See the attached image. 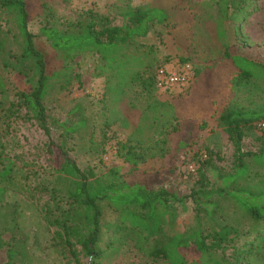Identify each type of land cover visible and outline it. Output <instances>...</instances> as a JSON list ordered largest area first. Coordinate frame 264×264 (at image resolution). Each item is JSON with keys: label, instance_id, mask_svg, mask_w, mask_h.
Instances as JSON below:
<instances>
[{"label": "trees", "instance_id": "16d2710c", "mask_svg": "<svg viewBox=\"0 0 264 264\" xmlns=\"http://www.w3.org/2000/svg\"><path fill=\"white\" fill-rule=\"evenodd\" d=\"M110 4H113L112 10L114 5L115 10L118 5L124 9L116 13L121 17L120 24L114 23L117 16L110 18L107 13L102 15L92 9L69 21L62 20L56 10L44 2L41 3L40 15L36 17L31 14L27 0H0V126L7 125L15 111L23 109L24 117L35 121L49 139L47 105L69 89L75 79L73 67L76 57L97 56L102 67L114 72L113 78L118 77L123 66L131 61L130 50L136 48L137 40L146 38L156 26L167 25L172 16L150 3L133 5L128 0H112ZM206 9L208 18L215 24L213 47L219 49L221 56L230 60L236 69L229 81L231 102L216 118L217 126L234 147L236 166L233 173L220 177L223 185L215 187L198 167L195 169L198 178L194 187L189 195L184 196L155 186V171H142L139 176L145 175L144 179L128 181V174L122 169L109 168L98 173L91 167L82 169L68 156L63 144L49 141L47 151L53 156V168L47 177L50 180L41 186L48 193L50 203L42 210L43 215L34 211L38 213L39 226L49 234L52 248H65L73 257L74 242L91 256L90 264H98L102 256L98 246L105 231L107 246L112 252L118 249L119 237L124 235L128 243L151 261L167 264H264V189L253 191L234 186V181L246 170L243 157L264 160V143L257 152H241L246 133L258 129L264 135V126L261 127L264 125V79L259 75L251 79L243 65L237 62L238 58L250 59L231 53L232 47L248 48L254 43L247 29L250 22L264 23V4L263 0H215L213 6ZM35 18L41 19L39 35L49 44L54 59L61 64L52 72L47 70L48 53L35 46V35L28 27ZM256 63L264 67V63ZM166 64L167 61L158 65L154 71L145 65L142 73L133 72L130 81L139 80L143 85V76L148 75L149 82L144 87L148 100H151L148 108L154 105L166 107L174 111L177 121L173 106L156 98L159 92L156 88L157 71ZM191 71L189 84L200 75L192 67ZM105 82L108 92L111 82L117 86L119 81L106 77ZM162 93L174 95L169 90ZM77 109L75 107L68 113L77 114ZM140 112L143 120L147 107L141 108ZM84 122L80 119L65 127L64 132L75 133L78 127H84ZM178 122L172 133L179 131ZM184 127L189 134L192 127L187 124ZM161 142L166 143V139ZM176 148L175 152L179 149ZM205 149L210 157L211 151ZM208 161L201 165H207ZM14 172L13 161L8 159L5 163L0 160V199L11 191ZM186 199H191L194 204V224L181 234L166 236L164 227L175 218L174 205H183ZM227 200L243 211L249 226H242L243 223L235 217V211L230 214L221 211V202ZM102 203L116 215L111 225L102 223ZM4 224L7 226L0 227V249L6 246L2 240L3 233H13L18 226L7 221ZM52 228L55 230L50 231ZM11 237L14 238L13 235ZM183 249H191L194 257L191 260L183 258L179 253ZM14 253V250L8 251L7 263Z\"/></svg>", "mask_w": 264, "mask_h": 264}, {"label": "rangeland", "instance_id": "374dc122", "mask_svg": "<svg viewBox=\"0 0 264 264\" xmlns=\"http://www.w3.org/2000/svg\"><path fill=\"white\" fill-rule=\"evenodd\" d=\"M27 1L32 15H40L41 3L44 2L66 21L88 9L102 15L107 13L110 18L124 11L120 5L116 10L114 5L112 10V0ZM128 1L133 5L150 3L172 16L167 25L156 26L146 38L137 40L136 48L130 50L131 61L123 66L118 77L113 78L114 72L103 68L97 56H78L73 67L75 79L69 89L47 105L49 139L35 121L24 117L23 109L15 111L14 117L17 119L11 117L7 125L0 126V160L5 163L8 159L13 161L15 170L11 191L0 199V208L4 206L0 210V227L7 226L4 224L6 221L18 224L13 233H3L2 240L6 246L0 249V264L92 263L91 256L74 242L73 257L65 248H52L48 232L39 226L38 213L42 214V210L50 203L48 193L41 186L49 179V171L53 168V156L47 151L49 141L63 144L68 156L82 169L91 167L97 173L109 168L122 169L128 174V181L144 179L145 175L139 176L142 171H155V186L184 196L189 195L194 187L198 178L195 169L198 167L215 187H222L220 177L234 171V147L217 126L216 118L231 102L229 81L236 69L230 60L221 56L219 49L213 47L215 24L208 18L206 8L213 6L215 0ZM120 22L121 17L117 16L114 23ZM250 25L247 30L254 43L248 48L232 47L231 53L253 60L238 58L237 62L243 65L251 79L257 75L264 79V67L256 63H264V23L250 22ZM41 26V19L36 18L28 25L35 35V46L48 53L47 70L52 72L60 68L61 64L54 59L49 44L39 35ZM232 59L235 61V57ZM166 61V66L187 63L200 72L188 86L171 90L174 95L166 96L160 91L156 95L159 101L173 106L177 121L173 116L174 111L166 107L154 105L148 108L151 100H148L144 88L149 82L148 75L144 74L143 85L139 80L130 81L133 72L142 73L145 65L153 70ZM106 77L119 81L117 86L111 82L108 92ZM75 107H78L77 114L68 113ZM143 107H147V113L142 120L140 110ZM80 119L86 121L83 128L78 127L72 134L64 132L65 127ZM177 122L179 131L172 133ZM185 124L192 127L189 134ZM262 134L258 129L246 133L242 139L241 152H257L264 143ZM163 139H166V143L161 142ZM176 147L179 149L175 152ZM205 148L211 151L210 157ZM207 159V165H201ZM192 166L193 172L190 170ZM243 166L246 168L245 173L234 181V186L253 191L264 189V160L245 156ZM174 209L173 222L164 227L168 237L181 234L194 224L196 213L191 199H186L183 205L175 204ZM101 210L102 223L113 224L116 215L112 210L105 203H102ZM223 210L228 214L235 211L236 219L243 223L244 228L250 225L243 211L234 206L231 200L221 202ZM103 233L98 246L102 252L98 264H167L145 258L127 242L124 235L119 237L121 243L118 249L112 252L107 246L106 232ZM11 250L15 253L7 263V254ZM179 253L187 260L194 257L191 249H183Z\"/></svg>", "mask_w": 264, "mask_h": 264}, {"label": "built area", "instance_id": "2783aa9c", "mask_svg": "<svg viewBox=\"0 0 264 264\" xmlns=\"http://www.w3.org/2000/svg\"><path fill=\"white\" fill-rule=\"evenodd\" d=\"M192 79L191 66L189 64H172L160 68L156 75V88L160 92L171 91L175 88H184ZM193 172V166L190 167Z\"/></svg>", "mask_w": 264, "mask_h": 264}]
</instances>
